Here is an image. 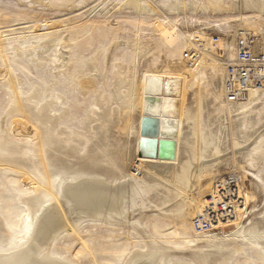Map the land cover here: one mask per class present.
Here are the masks:
<instances>
[{"label":"rangeland","instance_id":"obj_1","mask_svg":"<svg viewBox=\"0 0 264 264\" xmlns=\"http://www.w3.org/2000/svg\"><path fill=\"white\" fill-rule=\"evenodd\" d=\"M123 1L0 0V148L3 152L0 157V238L4 241L8 234L14 239L22 235L18 228L24 207L17 198L27 195L33 187L31 174L26 170L39 175L43 169L38 151L44 141L42 154L49 158L52 153L64 161L71 160L70 167L86 160L67 158L60 147L73 152L70 146H79V140L84 139L81 132L85 125L95 128L101 136L95 138L91 152H101L105 145L118 149L121 143L118 140H126L128 112L134 100L132 88L139 84L143 73L165 65L174 69L179 61L189 68L183 53L194 47L190 42L192 34L183 36L182 31H198L213 38L223 36L227 41L236 36L238 21L235 18L204 11L195 12L193 20L183 19L185 16L179 11L176 14L179 22L168 23L165 30L158 32L152 27L154 17L139 14ZM186 11L184 14L188 16L190 12ZM251 35L257 36L255 40L261 39L264 50V34L251 32ZM42 42L52 45L45 51L32 48ZM209 55L216 60L220 58ZM202 56L205 55L200 56L199 65L195 64L199 73L204 74L210 67H222L214 59L205 57L202 61ZM84 79H89L87 85ZM194 92L189 93L187 103L195 116L198 99ZM212 104L211 97L201 103L203 119L206 129L216 136L215 142L224 147L237 136V122L230 121L228 126L220 124L213 116ZM132 115L133 121L136 120L137 113ZM47 129L49 135L43 139ZM74 135L81 137L71 142ZM54 139L64 143L56 145ZM132 139L127 140L133 145ZM52 148H58V152ZM16 149H20L18 161L9 164L8 157ZM236 161L244 163L248 171L221 165L213 182L214 187L218 178L230 174L241 189L243 203L237 208L233 222L227 225L230 227L239 220L248 194L250 199L241 223L248 232L264 231V154L254 160V166H248L241 155ZM135 164L128 165V169L143 175V169L135 170ZM47 165L51 167L50 163ZM203 184L198 182L194 187L198 196L206 197L208 193L202 191ZM162 196V190H151L144 201L146 209L139 213V207L134 210L129 207L127 225L99 226L84 222L78 231L60 233L50 249L59 252L60 258L70 264H140L139 253L144 252L146 246L152 247L154 239L162 248L171 247L162 252L174 254L169 264H192L188 254L178 249V240L182 231L186 236L194 235L193 232L183 225L175 209L157 213V208L153 210L148 206L157 203ZM168 205L170 203L166 209ZM230 250L234 255L229 264H264V243L240 251L231 243Z\"/></svg>","mask_w":264,"mask_h":264},{"label":"bare ground","instance_id":"obj_2","mask_svg":"<svg viewBox=\"0 0 264 264\" xmlns=\"http://www.w3.org/2000/svg\"><path fill=\"white\" fill-rule=\"evenodd\" d=\"M123 4L130 5L141 15L154 17L152 27L158 32L165 30L168 23L176 25L179 22L176 15L179 11L185 16L183 19L188 20H193L192 16L197 11L216 16L231 15L238 21L236 36L229 42L223 36L215 40L198 31H182L183 36L192 34L190 42L194 47L185 52L195 53L196 61L186 59L184 52L183 57L189 62V68L179 61L174 69L165 65L164 68L156 67L154 71L143 73L139 84H135V89L132 88L134 100L128 112L126 140H118L121 142L118 149L104 144L101 152H91L95 138L100 139L101 136L95 128L85 125V130L81 132L84 139L79 140V146H70L73 152L64 151L65 148L60 147L67 158L86 160L70 167L69 163L73 165L71 160L64 161L52 153H49V158L42 154L45 141L42 142L38 153L43 169L39 175L26 170V173L31 174L33 187L27 195L17 198L24 207V217L18 228L22 235L14 239L12 234H8L7 241L0 238V264H70L60 258L59 252L50 249L60 233L78 231L84 222L98 223L99 226L127 225L129 207L131 210L139 207V213L146 209V195L155 189L162 190L163 196L157 203L148 206H152L153 210L157 208V213L175 209L176 216L194 234L186 236L182 231L178 240V249L188 254L192 264H229V259L234 255L230 250L231 243L238 251L264 243V231L252 229L248 232L241 223L246 203L250 199L248 194L245 196L244 207L240 209V218L232 226L222 225L218 232L198 233L192 225V218L207 204L205 198L214 194V176L221 165L248 171L244 163L236 161L239 155L247 160L248 166H254V160L264 154V86L250 89L244 100L236 103H229L225 99L223 87L227 65L236 60L237 40L248 39L250 36L255 40L257 36L251 35V32L264 34V0H124ZM186 10L190 12L188 16L185 15ZM254 40V52L264 53L261 39L255 40V45ZM50 45L52 43L42 42L32 45V48L45 51ZM202 53L205 55L202 61L205 57L211 61L214 59L222 67H210L204 74L199 73L196 66L201 62L199 58ZM209 54L220 58L216 60ZM88 80L84 79L83 83L87 85ZM194 90L195 99H198L195 116L187 103L189 93ZM209 97L212 98L215 120L225 126L230 121L237 122V136L224 147H220L215 142L217 138L213 132L206 129L201 103ZM17 105L20 106L19 98ZM132 113L138 115L135 122ZM173 121H176L177 132L176 158L162 160L142 156L146 150L153 148V139L161 125L172 129ZM48 135L47 129L42 138ZM78 137L81 136L74 135L71 142ZM130 137H133V145L127 140ZM60 142L64 143L54 139L56 145ZM52 149L58 152V148ZM18 151L20 149L8 157L9 164L18 161ZM79 153L83 155L79 156ZM1 156L3 152L0 148ZM134 162L135 170L142 168L143 175L128 169V165ZM48 163L51 167H48ZM198 182L204 183L201 188L208 193L206 197L198 196V190L194 187ZM260 182L263 181L260 179ZM262 185L264 187V183ZM198 234L204 235L199 237ZM151 242L153 246H146L144 252L138 255L142 259L140 264H169L174 254L162 252L171 247L162 248L154 239Z\"/></svg>","mask_w":264,"mask_h":264},{"label":"built area","instance_id":"obj_3","mask_svg":"<svg viewBox=\"0 0 264 264\" xmlns=\"http://www.w3.org/2000/svg\"><path fill=\"white\" fill-rule=\"evenodd\" d=\"M217 38L214 36L215 40ZM253 40L252 36L237 40L236 60L227 65L223 87L225 99L229 103L240 102L250 89L264 86V53L254 52ZM184 57L192 61L197 59V55L190 51L185 52ZM213 193L207 197V204L202 211L192 218V225L198 233L218 230L222 225L232 223L236 216V206L243 203L238 181L230 174L215 181Z\"/></svg>","mask_w":264,"mask_h":264},{"label":"water","instance_id":"obj_4","mask_svg":"<svg viewBox=\"0 0 264 264\" xmlns=\"http://www.w3.org/2000/svg\"><path fill=\"white\" fill-rule=\"evenodd\" d=\"M172 123V129H166L165 125H161L159 132L156 134L157 136L153 139V148L146 150L142 153V156L162 160H173L176 158V121Z\"/></svg>","mask_w":264,"mask_h":264}]
</instances>
